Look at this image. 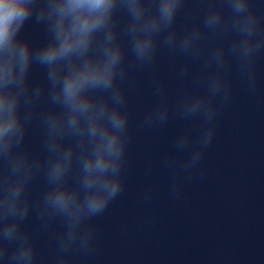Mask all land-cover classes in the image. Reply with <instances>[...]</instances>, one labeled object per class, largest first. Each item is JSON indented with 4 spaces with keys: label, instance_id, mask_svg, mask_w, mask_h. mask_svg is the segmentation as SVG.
I'll return each instance as SVG.
<instances>
[{
    "label": "clouds",
    "instance_id": "1",
    "mask_svg": "<svg viewBox=\"0 0 264 264\" xmlns=\"http://www.w3.org/2000/svg\"><path fill=\"white\" fill-rule=\"evenodd\" d=\"M201 2L207 4L202 24L181 32L176 20L185 0H0V264H43L34 233L25 227L32 213L43 232L60 222L50 233L56 264H67L74 252L87 257L95 251L90 222L125 183L127 94L135 86L129 72L153 68L160 47L201 61L204 85L203 92L186 93L175 107L182 120L198 118L200 128L195 138L192 130L176 137L175 151L187 153L182 161L174 156L165 161L172 170L170 195L179 199L197 170L203 177L200 165L219 109L231 100L232 61L255 91L264 19L254 0ZM29 23L43 28V43L34 45L23 35ZM208 36L223 39L208 46ZM34 66L44 70L36 83L30 79ZM188 74L185 64L178 79ZM153 94L158 102L142 120L149 128L165 125L172 112L161 82L154 81ZM33 124L42 131L44 158L25 146ZM41 172L46 190L34 204L27 190ZM150 198L149 191L145 200Z\"/></svg>",
    "mask_w": 264,
    "mask_h": 264
}]
</instances>
